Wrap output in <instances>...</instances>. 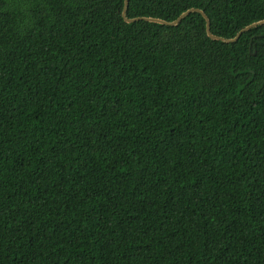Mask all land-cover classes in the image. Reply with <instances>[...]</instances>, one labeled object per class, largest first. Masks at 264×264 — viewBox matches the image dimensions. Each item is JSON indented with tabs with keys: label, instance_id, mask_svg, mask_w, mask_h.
Returning a JSON list of instances; mask_svg holds the SVG:
<instances>
[{
	"label": "trees",
	"instance_id": "obj_1",
	"mask_svg": "<svg viewBox=\"0 0 264 264\" xmlns=\"http://www.w3.org/2000/svg\"><path fill=\"white\" fill-rule=\"evenodd\" d=\"M124 4L0 0V264H264V25Z\"/></svg>",
	"mask_w": 264,
	"mask_h": 264
},
{
	"label": "water",
	"instance_id": "obj_2",
	"mask_svg": "<svg viewBox=\"0 0 264 264\" xmlns=\"http://www.w3.org/2000/svg\"><path fill=\"white\" fill-rule=\"evenodd\" d=\"M128 5H129V0H125V4H124V9H123L122 16H123L124 20L127 23H134V22H137V21H147V22L157 23V24L166 25V26H177V25H179L182 22V20L184 18H186L187 16H189L191 13H199L206 20L207 35L212 40L221 41V42H224V43H234V42H237L244 33L250 31L251 29H253V28L257 27V26L264 25V20H260V21L254 22V23H252V24L244 27L243 29H241L237 33V35L235 37H233V38H224L222 36H218V35L213 34V32L211 31V21H210L209 17L207 16V14L203 10H201V9L191 8V9L186 10L185 12H183L176 20L167 21V20H164L162 18H153V17L129 18L127 16Z\"/></svg>",
	"mask_w": 264,
	"mask_h": 264
}]
</instances>
